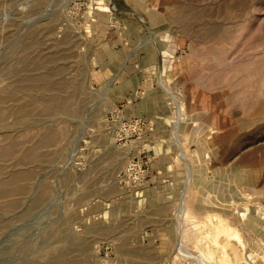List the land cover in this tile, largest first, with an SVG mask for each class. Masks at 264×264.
<instances>
[{
  "label": "rangeland",
  "instance_id": "374dc122",
  "mask_svg": "<svg viewBox=\"0 0 264 264\" xmlns=\"http://www.w3.org/2000/svg\"><path fill=\"white\" fill-rule=\"evenodd\" d=\"M0 264H264V0H0Z\"/></svg>",
  "mask_w": 264,
  "mask_h": 264
},
{
  "label": "crops",
  "instance_id": "0c3cea01",
  "mask_svg": "<svg viewBox=\"0 0 264 264\" xmlns=\"http://www.w3.org/2000/svg\"><path fill=\"white\" fill-rule=\"evenodd\" d=\"M145 5H146L145 9H141V6L140 8L137 6L136 7L138 8L137 12H139L140 15L146 18L145 21L148 24L149 28L151 30L158 29L160 30L159 32H161L162 30H165V29H162L167 23V21L164 19L165 17L164 10H162L160 7L153 6V3L146 2ZM120 10L122 11L124 9H120ZM130 10H132V8H130ZM123 12L126 13V11H123ZM155 16L159 17L158 20L155 19ZM126 83L130 84V80L128 79Z\"/></svg>",
  "mask_w": 264,
  "mask_h": 264
},
{
  "label": "bare ground",
  "instance_id": "6f19581e",
  "mask_svg": "<svg viewBox=\"0 0 264 264\" xmlns=\"http://www.w3.org/2000/svg\"><path fill=\"white\" fill-rule=\"evenodd\" d=\"M112 8H113V6H112ZM178 105V104H177Z\"/></svg>",
  "mask_w": 264,
  "mask_h": 264
}]
</instances>
